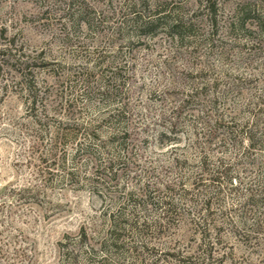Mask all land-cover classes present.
Instances as JSON below:
<instances>
[{
	"label": "rangeland",
	"instance_id": "obj_1",
	"mask_svg": "<svg viewBox=\"0 0 264 264\" xmlns=\"http://www.w3.org/2000/svg\"><path fill=\"white\" fill-rule=\"evenodd\" d=\"M254 16L264 0H0V264H264Z\"/></svg>",
	"mask_w": 264,
	"mask_h": 264
},
{
	"label": "trees",
	"instance_id": "obj_2",
	"mask_svg": "<svg viewBox=\"0 0 264 264\" xmlns=\"http://www.w3.org/2000/svg\"><path fill=\"white\" fill-rule=\"evenodd\" d=\"M249 13V15H250V13L251 14H254V11H251V12H248ZM251 20H253L254 22H256L257 24V27H258V29L257 30H260V32L262 31L263 32V30H264V26H263V24L261 23V20H260V18L259 17H257V16H254V17H251ZM245 23H246V19L245 18H241L238 22H237V24H238V27L240 28V29H242V28H244V26H245ZM222 121H223V119H222V117H216L212 122L211 121H208V141L210 142V141H212L214 138H215V134H216V131H217V127L222 123ZM210 123H211V125H210ZM227 136L229 137V139L231 138V137H233V135H234V132H233V130H230V131H228L227 133ZM248 139V141H250V145L252 144V140H253V137L251 136V135H249L248 137H247ZM222 140V139H221ZM51 151V150H50ZM46 157H50L51 155H50V153H49V151H48V153H46V155H45Z\"/></svg>",
	"mask_w": 264,
	"mask_h": 264
}]
</instances>
